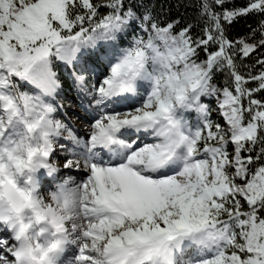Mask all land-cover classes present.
Here are the masks:
<instances>
[{
	"label": "snow or ice",
	"instance_id": "obj_1",
	"mask_svg": "<svg viewBox=\"0 0 264 264\" xmlns=\"http://www.w3.org/2000/svg\"><path fill=\"white\" fill-rule=\"evenodd\" d=\"M176 7L0 0V264H264V0Z\"/></svg>",
	"mask_w": 264,
	"mask_h": 264
},
{
	"label": "trees",
	"instance_id": "obj_2",
	"mask_svg": "<svg viewBox=\"0 0 264 264\" xmlns=\"http://www.w3.org/2000/svg\"><path fill=\"white\" fill-rule=\"evenodd\" d=\"M180 2V0H156L158 6L163 5L165 12L168 15L176 16L179 12H183L184 9L181 7L177 9L176 5ZM244 31V24L243 21L236 24L233 28V33H241Z\"/></svg>",
	"mask_w": 264,
	"mask_h": 264
},
{
	"label": "rangeland",
	"instance_id": "obj_3",
	"mask_svg": "<svg viewBox=\"0 0 264 264\" xmlns=\"http://www.w3.org/2000/svg\"><path fill=\"white\" fill-rule=\"evenodd\" d=\"M80 110L78 108L72 107L70 109L69 115L70 118L72 119V122L78 127V128H82V124L80 122L77 121V119L75 118V116H73V113H79Z\"/></svg>",
	"mask_w": 264,
	"mask_h": 264
}]
</instances>
